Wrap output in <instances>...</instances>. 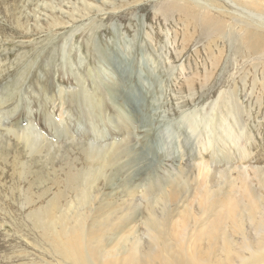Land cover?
Listing matches in <instances>:
<instances>
[{
    "label": "rangeland",
    "instance_id": "rangeland-1",
    "mask_svg": "<svg viewBox=\"0 0 264 264\" xmlns=\"http://www.w3.org/2000/svg\"><path fill=\"white\" fill-rule=\"evenodd\" d=\"M107 1L0 0V153L6 152L9 161L24 155L8 128L30 123V130L53 144L67 145L85 133L88 142L129 144L131 155L162 165L165 178L175 179L189 160L195 174H202L198 184H206L214 159L228 153L229 175L251 179L252 164L264 165V90L251 58L261 45L248 44L240 35L246 23H264L236 11L238 27L209 12L224 24L225 33L205 38L198 26L184 23L186 10L166 9L176 0ZM83 2L92 9L73 20L70 13ZM53 13L63 29L45 24ZM84 91H92L85 101ZM129 91L140 96L130 98ZM73 148L69 157L77 151ZM125 161L118 159L107 169L108 184L127 188L137 179L136 166ZM44 165L49 171L60 168L58 162ZM19 171L0 160V264H47L44 259L51 257L35 245V230L19 201L25 190L34 198L39 185L18 180ZM7 201L11 216L2 211Z\"/></svg>",
    "mask_w": 264,
    "mask_h": 264
},
{
    "label": "bare ground",
    "instance_id": "bare-ground-1",
    "mask_svg": "<svg viewBox=\"0 0 264 264\" xmlns=\"http://www.w3.org/2000/svg\"><path fill=\"white\" fill-rule=\"evenodd\" d=\"M176 1L178 3L166 9L186 10L184 23L198 26L205 38L212 33H225L224 24L209 12L238 27L241 21L236 11L246 12L253 20L264 23V0ZM82 7L70 13L73 20L87 17L88 10L92 9L85 2ZM47 15L45 24L49 28L65 27L56 19L58 15ZM263 34V25L246 23L240 35L248 44L261 45L252 52L251 58L261 75L262 90ZM113 64L121 66L119 62ZM75 70L73 68V74ZM121 72V76H126L127 71ZM90 94L92 91L83 92L84 101ZM128 94L133 99L140 96L134 91ZM142 112L136 113L142 115ZM50 120L58 131L52 115ZM26 124L30 125L18 123L8 128L15 132L25 154H16L9 161L4 152L0 153V160L20 168L18 180L29 182L32 179L39 185L34 198L25 190L19 195V201L21 210L26 211L29 226L35 230V245L51 257L44 259L47 264H264V165L253 163L251 179L237 180L229 175L231 167L226 165L231 163L232 157L227 153L214 159L216 165L208 183L198 184L200 172L195 174L196 166L189 160L184 161L175 179L165 178L160 169L162 165H152L139 154L131 155L129 144L120 147L114 141L88 142L86 133L78 136L82 140H76V136L67 145L53 144L45 134L33 132V127L30 130ZM148 144L143 145L150 148ZM7 146L10 149V145ZM69 146L74 147L72 152L77 150L73 157H69ZM61 149H65L64 155L59 154ZM124 158L126 166L128 163L132 168L136 166L137 179L127 188L112 182L108 184L107 169ZM55 162L59 163V169L52 167L49 171L44 167V163L54 165ZM31 166L40 169L30 172ZM2 211L11 216L8 201ZM111 240L108 245L106 242Z\"/></svg>",
    "mask_w": 264,
    "mask_h": 264
}]
</instances>
